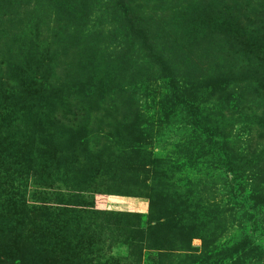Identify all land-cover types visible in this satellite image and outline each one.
<instances>
[{"label": "rangeland", "instance_id": "obj_1", "mask_svg": "<svg viewBox=\"0 0 264 264\" xmlns=\"http://www.w3.org/2000/svg\"><path fill=\"white\" fill-rule=\"evenodd\" d=\"M0 264H264V0H0Z\"/></svg>", "mask_w": 264, "mask_h": 264}, {"label": "trees", "instance_id": "obj_2", "mask_svg": "<svg viewBox=\"0 0 264 264\" xmlns=\"http://www.w3.org/2000/svg\"><path fill=\"white\" fill-rule=\"evenodd\" d=\"M70 140H71V139H70ZM70 140H69V144H70V145L75 144L74 140H71V141H70ZM152 209H153V205H152V202H151L150 207H149V210H152ZM125 215H126V214H125ZM128 216H130V215H128Z\"/></svg>", "mask_w": 264, "mask_h": 264}]
</instances>
